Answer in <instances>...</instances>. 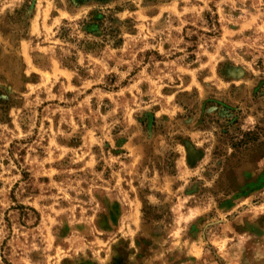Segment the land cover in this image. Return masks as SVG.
Returning <instances> with one entry per match:
<instances>
[{
	"label": "rangeland",
	"instance_id": "obj_1",
	"mask_svg": "<svg viewBox=\"0 0 264 264\" xmlns=\"http://www.w3.org/2000/svg\"><path fill=\"white\" fill-rule=\"evenodd\" d=\"M0 264H264V0H0Z\"/></svg>",
	"mask_w": 264,
	"mask_h": 264
}]
</instances>
